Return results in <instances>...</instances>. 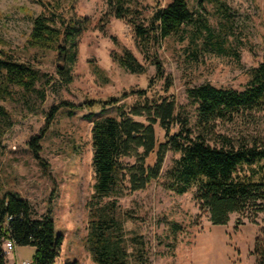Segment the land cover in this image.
<instances>
[{"label": "trees", "instance_id": "16d2710c", "mask_svg": "<svg viewBox=\"0 0 264 264\" xmlns=\"http://www.w3.org/2000/svg\"><path fill=\"white\" fill-rule=\"evenodd\" d=\"M107 1L109 14L100 19V28L106 27L111 14L133 28L138 46L156 68L149 79V88L161 80H165L166 90L173 84L171 77L166 75L158 51L167 38L192 42L186 47L187 56L192 59H198L203 51L226 52L225 38L220 33L216 35L205 14L191 9L187 0H171L166 5L155 0L154 11L149 17H143L141 8L134 6L135 0ZM202 1L214 4L220 12L228 10L227 0ZM42 4L43 11L32 18L27 43L30 47L54 51L58 76L64 83H71L78 41L91 20L76 14L72 10V1L42 0ZM112 39L118 43L117 37ZM113 58L131 73L148 71V66L127 47L120 53L114 52ZM246 74L247 82L241 88L218 86L209 81L189 86L186 105H179L171 95L149 97L147 88H131L108 99H87L79 104L62 101L50 108L46 126L62 107L69 115L75 114L77 109H86L85 117L93 122L95 183L87 202L86 247L96 264L150 263L149 242L142 233L127 231L124 219L134 215L124 212L118 199L145 190L156 180L162 179L166 189L180 195L193 191L194 199L209 212L216 225L227 224L235 212L264 213V143L259 140L236 142L215 129L218 120L233 121L264 110V56L257 66L247 69ZM52 79L47 73L19 60L0 37V100L12 98L19 92L23 96L36 95L44 99ZM131 95L138 98L135 103L127 107L118 105ZM111 106L117 107L118 114L93 119L95 107L105 113ZM138 116L144 121L135 119ZM12 125L11 113L0 103V143ZM157 127L164 131L162 140L158 138ZM41 132L31 136L28 145L44 172H48V165L41 156L44 128ZM169 151L179 156L163 174ZM152 156L154 160L148 161ZM126 157H135V162L126 163L123 160ZM170 224L176 240L183 227L175 221ZM6 238L14 240L16 246H33L32 264H57L64 239L56 231L51 205L37 217L28 199L10 192L0 197V264L9 263L4 249ZM253 255L256 264H264V238L261 235L255 239ZM63 264H79V261L66 260Z\"/></svg>", "mask_w": 264, "mask_h": 264}, {"label": "rangeland", "instance_id": "374dc122", "mask_svg": "<svg viewBox=\"0 0 264 264\" xmlns=\"http://www.w3.org/2000/svg\"><path fill=\"white\" fill-rule=\"evenodd\" d=\"M71 1L72 10L78 16H88L91 23L78 41L74 80L64 83L56 72L55 52L30 47L27 43L32 18L44 9L42 0H0V37L6 41V48L19 60L53 78L46 87L44 99L36 95L23 96L19 92L12 98L0 100L13 121L0 143V197L10 192L28 199L37 217L51 205L56 231L64 238L57 264L66 260L96 264L86 247L87 202L95 183L93 122L85 117L86 109H77L75 114L69 115L62 107L46 126L48 111L62 101L79 104L87 99H108L131 88H147L149 97L171 95L179 105H186L189 86L209 81L218 86L243 87L248 79L246 70L257 66L264 56V0H227L225 13L207 1L187 0L191 9L205 14L216 35L220 33L225 38L226 52L203 51L198 59H192L186 50L192 42L167 38L158 47L166 75L173 82L167 90L165 80L149 88V79L156 68L146 59L136 42L133 28L126 21L111 14L106 27L100 28V19L109 14L107 0H67ZM170 1L161 0V4ZM155 3V0H135L134 6L141 8L143 17H149ZM114 36L118 39L117 44L112 39ZM124 47L131 49L148 66L146 73H131L114 60L113 53H120ZM137 99L131 95L118 105L127 107ZM188 108L193 113L189 105ZM93 110V119L118 114L116 106L109 107L105 113L98 107ZM135 119L144 121L140 116ZM43 128L41 156L48 165V172H44L28 145L30 137L42 133ZM215 129L236 142L259 140L264 143V110L233 121L218 120ZM157 135L160 140L164 138V131L159 127ZM178 156L172 151L166 154L163 174ZM123 160L131 164L135 157ZM153 160V156L148 159ZM118 203L124 212L134 215L124 219L127 231L142 233L148 240L149 264H256L255 239L260 235L264 238L262 212H235L227 224L216 225L209 212L194 199L193 191L177 194L166 189L162 179L154 181L145 190L119 198ZM170 221L183 227L176 240ZM17 247L19 260L32 259L33 246Z\"/></svg>", "mask_w": 264, "mask_h": 264}, {"label": "built area", "instance_id": "2783aa9c", "mask_svg": "<svg viewBox=\"0 0 264 264\" xmlns=\"http://www.w3.org/2000/svg\"><path fill=\"white\" fill-rule=\"evenodd\" d=\"M9 219V217H8ZM16 243L14 242V240L10 239V238H6L4 239V249L8 255V257L10 255H13L15 250H16ZM14 264H32V260H28V259H24V260H16L14 262Z\"/></svg>", "mask_w": 264, "mask_h": 264}, {"label": "crops", "instance_id": "0c3cea01", "mask_svg": "<svg viewBox=\"0 0 264 264\" xmlns=\"http://www.w3.org/2000/svg\"><path fill=\"white\" fill-rule=\"evenodd\" d=\"M17 248L18 247H16V250H15L14 254L9 256V263L8 264H14V262L16 260H19V258H18V249Z\"/></svg>", "mask_w": 264, "mask_h": 264}]
</instances>
